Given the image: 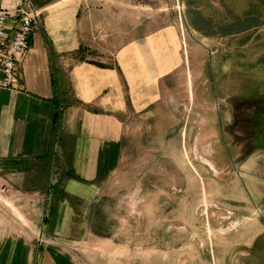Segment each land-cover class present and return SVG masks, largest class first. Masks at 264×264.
I'll use <instances>...</instances> for the list:
<instances>
[{"label": "crops", "instance_id": "obj_1", "mask_svg": "<svg viewBox=\"0 0 264 264\" xmlns=\"http://www.w3.org/2000/svg\"><path fill=\"white\" fill-rule=\"evenodd\" d=\"M92 4L0 0V9L39 14L19 63L20 86L0 89V190H7L0 194V264H77L57 245L82 243L81 213L117 170L135 117L163 132L194 133L191 157L213 179L207 199L225 212L212 226L220 239L211 241L212 261L264 264V142L252 145L245 135L257 121L240 98L225 105L224 95L194 89L177 25L96 45ZM55 99L68 105L56 132ZM70 168L79 180L65 176Z\"/></svg>", "mask_w": 264, "mask_h": 264}, {"label": "rangeland", "instance_id": "obj_2", "mask_svg": "<svg viewBox=\"0 0 264 264\" xmlns=\"http://www.w3.org/2000/svg\"><path fill=\"white\" fill-rule=\"evenodd\" d=\"M91 1L96 45L177 25L184 32L183 55L197 76L196 91L229 101L240 98L245 106L258 97L264 102V0H195L191 9L210 17V27L201 26L198 15L197 26L191 25L188 0ZM245 15L261 21L235 30ZM224 24L234 32L225 35ZM138 120L129 122L117 170L102 180L97 197L81 213L82 243L57 246L77 264H217L211 241L216 246L220 239L212 226L225 212H217L207 199L206 183L213 179L201 175L191 157L194 133L180 136Z\"/></svg>", "mask_w": 264, "mask_h": 264}, {"label": "built area", "instance_id": "obj_3", "mask_svg": "<svg viewBox=\"0 0 264 264\" xmlns=\"http://www.w3.org/2000/svg\"><path fill=\"white\" fill-rule=\"evenodd\" d=\"M39 14L30 8L0 9V89H17L20 86V60L29 49V38L34 31ZM98 38L106 35L98 32ZM1 189L0 194L6 193ZM39 243L43 241L38 237Z\"/></svg>", "mask_w": 264, "mask_h": 264}, {"label": "trees", "instance_id": "obj_4", "mask_svg": "<svg viewBox=\"0 0 264 264\" xmlns=\"http://www.w3.org/2000/svg\"><path fill=\"white\" fill-rule=\"evenodd\" d=\"M192 3H193V5H195L194 3H195V0H188V5H189V10H188V14H189V16L191 17V21L193 20L194 22H192L193 24H191L193 27L194 26H197V22L194 20L195 18H197V15L199 16V18H198V21H199V23H200V25L201 26H208V27H210V26H212L211 25V22H210V20H211V18L210 17H207V18H205V17H202V15L200 14V10L198 9V10H192L191 9V5H192ZM251 18V19H250ZM260 22L261 20H260V18H259V16L257 17V19H256V17H254V16H251V15H245V17H243L242 19H240L239 21H238V23L233 27L235 30H237V31H239L240 29L242 30V29H247V28H250V27H252V26H254L255 24H257V23H255V22ZM230 26L229 25H222V28H223V30H225V35H227V34H231V33H233L234 31H231L232 29H230L229 28ZM249 82H247L246 84H248ZM54 104H55V106H56V111H55V114H54V129H55V132L56 131H58V129H59V122H60V120H61V111H60V108H66V107H68V105L66 104V103H64V104H62V103H60V101L58 100V101H56V99H55V101H54ZM263 122H264V118H263ZM264 125V124H263ZM262 137H263V140H264V128L262 129ZM46 157H44V158H40L39 160L40 161H43V160H46L45 161V164L43 165V167H45V168H49V159H50V157L49 158H47V159H45ZM68 179H73V180H79L78 178H77V176L75 175V173H74V171L72 170V168H70L68 171H67V173H66V175H65Z\"/></svg>", "mask_w": 264, "mask_h": 264}, {"label": "flooded vegetation", "instance_id": "obj_5", "mask_svg": "<svg viewBox=\"0 0 264 264\" xmlns=\"http://www.w3.org/2000/svg\"><path fill=\"white\" fill-rule=\"evenodd\" d=\"M253 101H251V104L248 106H245L246 109V114L248 117H250L251 119H254L255 121H257L256 126H257V130H255L254 132L252 131H248L246 135V138L248 140V142L252 145L258 146L261 144V141H263V137H262V127L264 126V122H263V118H264V110L263 107V101H261L262 99H260L259 97L256 99H251ZM228 104L227 98H225V105ZM208 167V166H207Z\"/></svg>", "mask_w": 264, "mask_h": 264}]
</instances>
